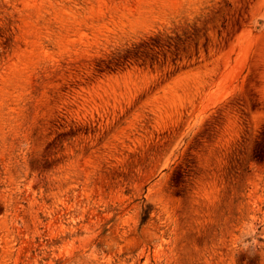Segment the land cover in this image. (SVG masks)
Listing matches in <instances>:
<instances>
[{
    "label": "rangeland",
    "instance_id": "1",
    "mask_svg": "<svg viewBox=\"0 0 264 264\" xmlns=\"http://www.w3.org/2000/svg\"><path fill=\"white\" fill-rule=\"evenodd\" d=\"M0 264H264V0H0Z\"/></svg>",
    "mask_w": 264,
    "mask_h": 264
}]
</instances>
